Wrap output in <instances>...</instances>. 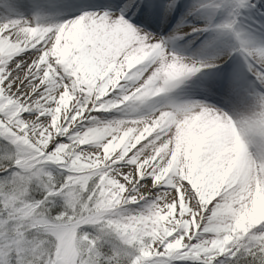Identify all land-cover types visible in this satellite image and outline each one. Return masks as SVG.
<instances>
[{"label": "bare ground", "instance_id": "1", "mask_svg": "<svg viewBox=\"0 0 264 264\" xmlns=\"http://www.w3.org/2000/svg\"><path fill=\"white\" fill-rule=\"evenodd\" d=\"M260 1L0 0V132L68 185L100 175L106 213L150 241L130 264L264 240Z\"/></svg>", "mask_w": 264, "mask_h": 264}, {"label": "rangeland", "instance_id": "2", "mask_svg": "<svg viewBox=\"0 0 264 264\" xmlns=\"http://www.w3.org/2000/svg\"><path fill=\"white\" fill-rule=\"evenodd\" d=\"M248 6L257 15L263 11L264 1L250 2ZM0 140L7 143L12 152L7 150L5 157L0 158V161H12V164L0 168V264H28L35 251L42 252L44 264H100L109 261L110 252L100 251L99 245L90 242L87 234L93 235L96 242L108 245L109 250L117 252L120 258H126L128 261L124 264H130L149 244L144 235L125 231L118 219L106 213L113 206L102 205L100 175L86 180L81 186L68 185L62 165L42 170L33 163L23 164L12 139L0 132ZM9 156L11 158H6ZM3 172L6 173L4 176L1 175ZM150 191L156 193L153 189ZM43 193V198L38 200L36 196ZM43 200L48 202L47 205ZM52 207L64 212H54L53 217H48L45 213ZM98 213L102 214L95 217ZM85 218L91 219L76 224L72 235L61 234L63 228ZM53 231L60 232L57 236ZM39 233L54 238L55 248L50 256L51 244ZM222 237H231V229L222 232L216 240L220 241ZM211 258L204 263L178 258L163 264H237L239 261L264 264V240L244 242L222 257Z\"/></svg>", "mask_w": 264, "mask_h": 264}, {"label": "trees", "instance_id": "3", "mask_svg": "<svg viewBox=\"0 0 264 264\" xmlns=\"http://www.w3.org/2000/svg\"><path fill=\"white\" fill-rule=\"evenodd\" d=\"M9 145L7 144V143H4L2 140H0V158L1 157H5L4 156V152L5 151H7V150H9L10 151V153H12L11 152V149H9ZM12 156V155H11ZM6 158H11L10 156L9 157H6ZM9 165V164H12V161L11 160H7V161H5V160H2V161H0V168L1 167H3L4 165ZM6 173H1V175L2 176H4ZM44 196V193L43 194H40V195H37L36 196V198L38 199V200H40V199H42L43 198V196ZM47 199H48V197H46ZM45 198V199H46ZM45 202V205H47V203L48 202H46V201H44L43 200V203ZM45 205H41L42 207L43 206H45ZM56 208H54V207H52V208H50V211H48V213L46 212L45 214L48 216V217H53L54 216V212H55V214L56 213H59V212H61V211H63V210H55ZM64 212V211H63ZM79 216H81V215H79ZM73 218V217H72ZM38 235H40V236H43L44 237V239L47 241V242H49L50 244H51V248L49 249V256L51 255V252H53V250H54V248H55V241H54V238L50 235V234H46V233H39ZM86 237L88 238V240L90 241V242H93V243H97L98 245H99V249H100V251H102V252H104V253H108V252H110V254H111V259H109V261H107V260H104V261H102L100 264H124V263H126L128 260L126 259V258H120L118 255V253L117 252H114V251H110L109 250V247H108V245H106V244H104V243H102V242H96V240H95V238H94V236L93 235H91V234H87L86 235ZM80 250H82L83 248L82 247H80L79 248ZM31 258V260H29L28 262V264H44L45 263V261H44V259H42V257H44V256H42V252H39V251H35L34 253H32V255L30 256ZM48 257V256H47ZM117 261V262H116ZM237 264H254V262L252 261V262H248V261H245V262H238Z\"/></svg>", "mask_w": 264, "mask_h": 264}]
</instances>
